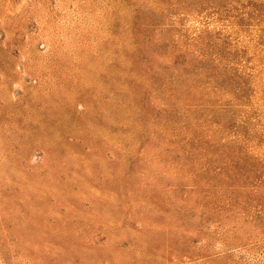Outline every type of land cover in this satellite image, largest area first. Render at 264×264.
<instances>
[{
	"label": "rangeland",
	"instance_id": "obj_1",
	"mask_svg": "<svg viewBox=\"0 0 264 264\" xmlns=\"http://www.w3.org/2000/svg\"><path fill=\"white\" fill-rule=\"evenodd\" d=\"M0 264H264V0H0Z\"/></svg>",
	"mask_w": 264,
	"mask_h": 264
}]
</instances>
